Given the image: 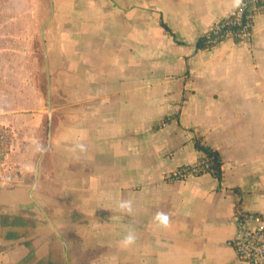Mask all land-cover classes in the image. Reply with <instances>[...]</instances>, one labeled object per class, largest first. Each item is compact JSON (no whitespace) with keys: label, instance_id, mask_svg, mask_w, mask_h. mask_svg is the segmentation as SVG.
<instances>
[{"label":"crops","instance_id":"crops-1","mask_svg":"<svg viewBox=\"0 0 264 264\" xmlns=\"http://www.w3.org/2000/svg\"><path fill=\"white\" fill-rule=\"evenodd\" d=\"M236 2L52 0L44 91L0 97L2 241L42 223L45 262L23 264H247L231 238L238 213L264 216V16L250 44L198 42ZM195 139L219 174L167 178L203 157Z\"/></svg>","mask_w":264,"mask_h":264},{"label":"rangeland","instance_id":"rangeland-1","mask_svg":"<svg viewBox=\"0 0 264 264\" xmlns=\"http://www.w3.org/2000/svg\"><path fill=\"white\" fill-rule=\"evenodd\" d=\"M52 6V0H0V97L9 96L16 103L18 91L29 92L32 83L45 88L42 44L52 19ZM19 102L23 104V101ZM31 216L29 214L28 222L23 226V241L26 242L22 249L10 251L11 243L2 241L0 232V264L45 260L39 259L38 254H30L33 237L28 236L42 227V223Z\"/></svg>","mask_w":264,"mask_h":264},{"label":"built area","instance_id":"built-area-1","mask_svg":"<svg viewBox=\"0 0 264 264\" xmlns=\"http://www.w3.org/2000/svg\"><path fill=\"white\" fill-rule=\"evenodd\" d=\"M264 16V0H237L230 15L217 19L200 39L212 45L223 39L250 44L253 35V17ZM11 140L9 128L0 122V170L8 169L6 152ZM208 163L202 157L196 162L177 167L166 174L169 179H184L191 174L207 171ZM231 243L237 256L247 264H264V216L256 212H240Z\"/></svg>","mask_w":264,"mask_h":264},{"label":"trees","instance_id":"trees-1","mask_svg":"<svg viewBox=\"0 0 264 264\" xmlns=\"http://www.w3.org/2000/svg\"><path fill=\"white\" fill-rule=\"evenodd\" d=\"M198 42L201 43V45L206 46V44H204L201 39H199ZM41 89L44 91V86ZM194 146L200 151L204 152L203 158L208 163L209 168L207 169V171L211 172L214 175H218L220 171V160L217 156V153L198 139L194 140ZM14 222L15 221H11V223Z\"/></svg>","mask_w":264,"mask_h":264},{"label":"clouds","instance_id":"clouds-1","mask_svg":"<svg viewBox=\"0 0 264 264\" xmlns=\"http://www.w3.org/2000/svg\"><path fill=\"white\" fill-rule=\"evenodd\" d=\"M120 207L126 209V210H130L131 204L130 201H121L120 202ZM154 219L163 226H167L168 224V216L166 213L163 212H157ZM136 239L135 233L134 231L129 228L127 231H125V233L123 234L122 238H121V243L123 245H130L132 244Z\"/></svg>","mask_w":264,"mask_h":264}]
</instances>
